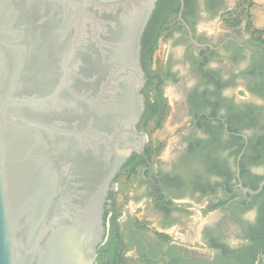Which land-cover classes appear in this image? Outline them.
<instances>
[{"label":"water","instance_id":"obj_1","mask_svg":"<svg viewBox=\"0 0 264 264\" xmlns=\"http://www.w3.org/2000/svg\"><path fill=\"white\" fill-rule=\"evenodd\" d=\"M156 4L0 0V264H100L117 177L147 143Z\"/></svg>","mask_w":264,"mask_h":264},{"label":"flooded vegetation","instance_id":"obj_2","mask_svg":"<svg viewBox=\"0 0 264 264\" xmlns=\"http://www.w3.org/2000/svg\"><path fill=\"white\" fill-rule=\"evenodd\" d=\"M252 6L157 0L141 49L147 143L110 196L108 264H262L264 34Z\"/></svg>","mask_w":264,"mask_h":264},{"label":"crops","instance_id":"obj_3","mask_svg":"<svg viewBox=\"0 0 264 264\" xmlns=\"http://www.w3.org/2000/svg\"><path fill=\"white\" fill-rule=\"evenodd\" d=\"M250 13L253 26L260 29L264 34V0H253Z\"/></svg>","mask_w":264,"mask_h":264},{"label":"trees","instance_id":"obj_4","mask_svg":"<svg viewBox=\"0 0 264 264\" xmlns=\"http://www.w3.org/2000/svg\"><path fill=\"white\" fill-rule=\"evenodd\" d=\"M109 215V210L106 211V218L108 217ZM264 219V218H263ZM110 246V243H106L104 245H102L100 248H99V253H98V262L100 264H104L102 262V259L105 258L107 259V261H110L111 260V251L110 249H108V247ZM122 264H126V262L123 260L122 261Z\"/></svg>","mask_w":264,"mask_h":264},{"label":"rangeland","instance_id":"obj_5","mask_svg":"<svg viewBox=\"0 0 264 264\" xmlns=\"http://www.w3.org/2000/svg\"><path fill=\"white\" fill-rule=\"evenodd\" d=\"M242 12H243V14L245 13L243 10H242ZM102 262H103L104 264H108V261H107V259H105V258L102 259Z\"/></svg>","mask_w":264,"mask_h":264}]
</instances>
